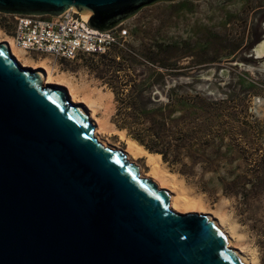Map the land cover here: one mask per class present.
Wrapping results in <instances>:
<instances>
[{
	"label": "water",
	"instance_id": "water-1",
	"mask_svg": "<svg viewBox=\"0 0 264 264\" xmlns=\"http://www.w3.org/2000/svg\"><path fill=\"white\" fill-rule=\"evenodd\" d=\"M169 0H0L4 14L88 10L113 28ZM239 65L264 67V14ZM0 43V264H242L207 215L177 213L170 195L94 136L64 87L43 85Z\"/></svg>",
	"mask_w": 264,
	"mask_h": 264
},
{
	"label": "rangeland",
	"instance_id": "rangeland-1",
	"mask_svg": "<svg viewBox=\"0 0 264 264\" xmlns=\"http://www.w3.org/2000/svg\"><path fill=\"white\" fill-rule=\"evenodd\" d=\"M263 14L264 0L153 3L116 24L128 31L126 50L116 47L106 56L83 55L74 60L48 58L55 72H65L74 83L85 79L90 89L103 95V106L96 115L111 113L110 121L116 104L108 85L109 74L103 76L100 72L105 64L112 71L118 65L123 68L134 63L139 68L152 63L158 68L190 67L193 70L182 69L178 75L166 76L158 82L193 83L226 100L222 144L209 157V169L203 170L196 164L193 178H187L162 159L158 166L161 172L172 173L176 179L173 188L162 189L200 205L178 213H198L208 218L212 215L220 220L223 234L230 239L228 248L242 249L240 253L248 264H264V67L262 64L238 67L246 53L245 47L254 48ZM11 26V17L0 12V28L9 37ZM29 57L38 60L44 56ZM117 73L119 78L128 79V72ZM144 78L148 75H139L136 83L143 82ZM148 94V91L142 92L143 96ZM103 136L111 146L123 151L128 149L129 137L125 131L121 133L109 127ZM132 160L142 168L144 177L151 178L146 154Z\"/></svg>",
	"mask_w": 264,
	"mask_h": 264
},
{
	"label": "trees",
	"instance_id": "trees-1",
	"mask_svg": "<svg viewBox=\"0 0 264 264\" xmlns=\"http://www.w3.org/2000/svg\"><path fill=\"white\" fill-rule=\"evenodd\" d=\"M110 68L105 64L100 72L103 76L109 74L108 85L116 104L111 121L116 128L124 130L148 152L159 154L164 163L187 178H193L196 164L203 170L209 169V157L216 154L222 144L226 100L193 83L158 82L166 76L178 75L182 69L193 70L190 67L158 68L152 63L139 68L134 63L123 68L118 65L115 71ZM119 71L128 72V79L119 78ZM142 74L148 78L136 83ZM146 91L149 94L143 96L142 92ZM154 91L158 93L150 94Z\"/></svg>",
	"mask_w": 264,
	"mask_h": 264
},
{
	"label": "built area",
	"instance_id": "built-area-1",
	"mask_svg": "<svg viewBox=\"0 0 264 264\" xmlns=\"http://www.w3.org/2000/svg\"><path fill=\"white\" fill-rule=\"evenodd\" d=\"M6 15L11 17L12 43L28 56L74 60L83 55H107L116 47L127 49L125 28L97 30L72 7L58 15Z\"/></svg>",
	"mask_w": 264,
	"mask_h": 264
},
{
	"label": "bare ground",
	"instance_id": "bare-ground-1",
	"mask_svg": "<svg viewBox=\"0 0 264 264\" xmlns=\"http://www.w3.org/2000/svg\"><path fill=\"white\" fill-rule=\"evenodd\" d=\"M82 15L84 18H87L89 16V11L84 10ZM0 43L8 44L11 56L16 58L17 62L21 66L25 68H31L33 71H40L43 75L41 79L43 85H55L64 87L69 101L76 105L81 111L86 113L89 120L93 123V133L97 140L101 142L104 146L120 150L118 147L110 145L109 139L103 136V132L106 128L109 127H112L114 130H117L121 133H124V130H118L114 123L109 120L111 113L103 114L102 117H98L96 115L97 110L100 109V106H103V95H101V93H97L94 89H90V86L85 81V79H81L80 83H74L72 77L68 76L65 72H55L54 67L50 63L51 61L47 57L34 60L32 57L26 56L25 52L21 48L15 46L12 43V40L8 36V34H6L1 28ZM128 142V149L126 148L124 151L122 150L127 155V158L130 161L134 162L132 159H139L142 157V154H146V161L151 167V170L148 172V176H150L153 180L156 181L160 189H168L171 187L173 188V185L176 180L173 177L174 174L169 173V175H167L159 170L158 161L161 159V156L156 153L148 152L143 146L139 145L136 141L130 138H128ZM138 168L141 169L140 176L144 177V174H142V168H140L139 166ZM169 195L170 208L177 213L180 211H185L187 209L200 207L199 203H194L188 199H185L182 196L177 197L171 192H169ZM201 210H203V208ZM209 218L217 225V227L223 233H225L224 229L222 228V222L220 220L214 219L212 215L209 216ZM227 238V246H230V239L229 237ZM240 248H242V246ZM241 251L242 249H240V251L235 250L233 252L237 255L242 264H248L244 256H242V254L240 253Z\"/></svg>",
	"mask_w": 264,
	"mask_h": 264
}]
</instances>
